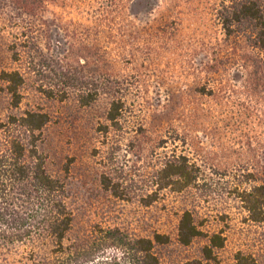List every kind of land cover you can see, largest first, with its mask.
Listing matches in <instances>:
<instances>
[{"label":"trees","instance_id":"1","mask_svg":"<svg viewBox=\"0 0 264 264\" xmlns=\"http://www.w3.org/2000/svg\"><path fill=\"white\" fill-rule=\"evenodd\" d=\"M60 1L65 0H0V20L9 23L10 31L13 29L6 50L13 61L25 60L27 73L32 77L38 76L41 66L47 67L42 65L45 47L39 43L41 35H48V28H44V12L49 3ZM143 1L146 10L153 9V5L157 8L162 5L167 10L159 16L158 25L180 24L178 12L182 11L179 10L182 0ZM206 2L220 37L214 43H202L192 51L202 55L197 71L216 79L211 84L202 82V87H196L191 94L200 97L220 95L227 85L222 76L234 69L242 77L239 92L235 93L239 95L236 105L238 108L246 105L244 111L247 112L248 103H264V0ZM56 25L64 45L59 55L53 57L58 67L57 80L52 84L40 82L33 90L57 101L73 97L85 108L100 96H108L104 120L98 121L96 127L100 136L106 138L111 134L112 138L103 143L102 162L107 169L99 176L103 189L117 199H133L147 206L156 200L161 190L182 191L197 185L202 168L218 169L215 158L204 156L202 142L197 141L198 134L206 137L218 133L216 116L202 108L199 102L187 104L189 94H180L176 104L167 94L158 108L152 110L153 120L158 122L134 128L131 121L135 117L134 101L139 98L148 107V100L145 96H131L133 91L129 88L97 85L95 73L89 70L92 64L98 75L110 77L112 72L108 70L110 65L99 48L98 38L91 45L84 40L91 34L93 26L60 19ZM94 25L97 27L99 23ZM96 32L92 31L98 35ZM160 32L173 35L168 30ZM155 33L150 32L148 38ZM50 58L47 61L52 64L53 58ZM24 74L18 69H0V95L8 96L10 110L3 119L0 118V244L8 248L30 244L32 249L25 257L30 264H160L154 245L166 243V236L157 233L152 238L135 237L118 227L97 224L81 239L64 244L73 224L66 185L46 172L44 156L37 148L41 131L50 120L49 115L41 109L11 111L20 108ZM246 112L242 113V118L250 115ZM231 114L234 116L233 111ZM227 117L223 121L228 124L230 119ZM127 134L130 136L122 143L123 135ZM168 137L172 142L167 141ZM175 141L184 143L181 150L187 154L176 152L178 144ZM168 144L172 149L166 152ZM148 148L157 157L151 170L137 169L135 164L127 166L129 159L126 157L140 160ZM158 149H162L160 154L156 152ZM250 162L255 164L251 166L253 174L250 175L255 177L256 183L240 193L239 201L251 221L264 223V154ZM204 235L191 213L183 211L178 219L177 241L186 246ZM223 243L221 234L207 236L200 250L201 258L214 260L215 250ZM39 246H47L48 252L40 251ZM236 260V264H255L251 257L242 255ZM181 264L202 262L191 259Z\"/></svg>","mask_w":264,"mask_h":264},{"label":"rangeland","instance_id":"2","mask_svg":"<svg viewBox=\"0 0 264 264\" xmlns=\"http://www.w3.org/2000/svg\"><path fill=\"white\" fill-rule=\"evenodd\" d=\"M143 4V0H65L49 3L43 17L48 35H41L39 39L40 45L45 47L42 65L47 67L41 66L36 77L27 73L25 60L13 61L6 50L13 29L10 31L9 23L0 20V69L25 72L20 108L11 111L18 113L23 109H41L50 118L41 131L37 148L44 156L46 172L66 185L73 224L67 240L63 242L69 244L81 239L92 226L98 224L118 227L135 237L152 238L155 233L166 236V243L154 245L160 264H181L191 259H200L202 264H236L237 256L241 255L251 257L255 264H264V223L251 221L239 201L240 193L256 183L255 177L250 175L253 174L251 166L255 164L248 163L249 160H257L264 154V103H248L247 112L244 111L246 105L237 107L239 95L235 93L239 92L242 77L234 69L222 76L227 85L222 93L219 92L220 95L200 97L191 94L196 87H202V82L211 84L216 79L197 71L202 55L199 51H192L200 44L214 43L220 37L206 0H182L179 9L182 11L178 12L180 24H171L167 28L158 25L159 16L167 10L162 5L158 8L153 5V9L146 10ZM58 19L91 25L93 32H99L94 35L91 31L84 38L89 45L98 38L99 48L110 65L108 70L112 72L110 77L98 75L95 64H92L89 70L95 73L97 85L129 88L133 91L131 96L146 97L148 107L139 98L134 101L135 117L131 119L134 128L158 122L153 120L152 110L158 108L167 94L174 104L180 94H189L187 104L199 102L202 108L216 116L218 133L206 137L198 134L197 141L202 142L204 156L215 158L214 164H219L218 169L202 168L197 185L182 191L161 190L156 200L147 206L133 199H117L103 189L99 184L101 172L107 170L102 162L103 143L105 139L109 141L111 134L106 138L100 136L96 127L98 121L104 120L108 96H100L85 108L73 97L57 101L33 90V86L40 82L52 84L57 80L58 67L53 57L56 58L64 47L56 27ZM95 23L99 25L96 27ZM167 30L173 35L160 32ZM150 32L156 33L148 38ZM50 57L53 58L52 64L47 61ZM8 103V96L1 94L2 119L10 112ZM218 104L223 105L216 106ZM243 112L250 115L242 118ZM226 116L230 119L228 124L223 121ZM129 136L123 135L122 143ZM167 141L172 142L171 137ZM175 143L178 144L177 153L187 154L182 151V141ZM170 149L172 145L168 144L166 152ZM161 150L156 152L160 154ZM126 158L129 159L127 166L135 164V168L145 170H151L157 159L149 148L140 160ZM185 210L191 213L205 237L183 246L177 241V225L179 216ZM212 234H221L224 243L215 250L214 260L205 261L200 250L207 236ZM31 249L32 246L27 243L13 248L0 244V264H30L25 257ZM39 249L48 252L47 246H39Z\"/></svg>","mask_w":264,"mask_h":264}]
</instances>
